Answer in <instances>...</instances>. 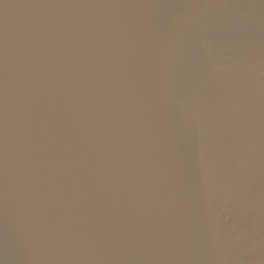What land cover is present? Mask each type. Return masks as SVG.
Instances as JSON below:
<instances>
[{
  "label": "water",
  "instance_id": "obj_1",
  "mask_svg": "<svg viewBox=\"0 0 264 264\" xmlns=\"http://www.w3.org/2000/svg\"><path fill=\"white\" fill-rule=\"evenodd\" d=\"M0 264H264V0H0Z\"/></svg>",
  "mask_w": 264,
  "mask_h": 264
}]
</instances>
